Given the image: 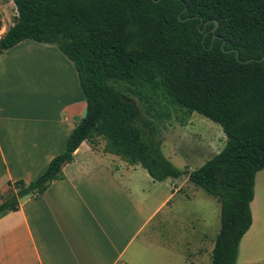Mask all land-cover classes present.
I'll return each mask as SVG.
<instances>
[{
    "label": "trees",
    "instance_id": "trees-1",
    "mask_svg": "<svg viewBox=\"0 0 264 264\" xmlns=\"http://www.w3.org/2000/svg\"><path fill=\"white\" fill-rule=\"evenodd\" d=\"M13 2L17 13L0 37V54L24 39L54 43L73 63L86 114L42 173L9 185L42 193L83 140L100 136L105 151L141 164L153 180L186 175L216 198L220 226L210 264H235L252 222L255 174L264 168V0ZM168 105L218 123L222 149L192 170L175 166L159 137ZM16 192L0 203V216L19 207Z\"/></svg>",
    "mask_w": 264,
    "mask_h": 264
},
{
    "label": "crops",
    "instance_id": "crops-1",
    "mask_svg": "<svg viewBox=\"0 0 264 264\" xmlns=\"http://www.w3.org/2000/svg\"><path fill=\"white\" fill-rule=\"evenodd\" d=\"M16 13L13 0H0V37ZM53 50V43L24 39L0 54V195L16 192L9 182L42 173L83 117L73 63ZM35 52L59 59L58 88ZM104 147L100 136L83 140L61 178L40 194L17 196L19 207L0 216V264H209L204 206L196 218L185 209L205 197L200 189L186 175L153 180L141 164ZM263 172L255 174L252 222L235 264H264V248L257 249L264 236L256 243L264 210L255 203L256 175Z\"/></svg>",
    "mask_w": 264,
    "mask_h": 264
},
{
    "label": "rangeland",
    "instance_id": "rangeland-1",
    "mask_svg": "<svg viewBox=\"0 0 264 264\" xmlns=\"http://www.w3.org/2000/svg\"><path fill=\"white\" fill-rule=\"evenodd\" d=\"M56 47L53 43V52L60 57L68 59ZM37 53L35 52V58H42L34 61L40 64L41 69L46 70L47 78H51V81L56 78V85H53V87L58 88L59 76L61 74V72L59 74V59H56L55 54L52 52H44L46 55L43 56ZM44 56H47V58H43ZM114 86L121 91L126 90L125 86L121 83L118 85L114 84ZM158 126L161 150L164 156L178 168H183L184 164L191 166L193 169L200 166L206 159L219 152L226 141V136L218 123L197 112L193 111L189 113L184 108L172 105H168L167 114L162 115L161 120L158 121ZM255 190L257 194V200L255 202L257 203V208L264 210V172L256 175ZM199 191L205 197L200 196L201 199L197 197L194 200H190L187 202L185 209L188 216L194 214L193 217L196 218L201 215L204 216V214L199 212L202 211V207L204 206L205 263L209 262L210 264L212 247L220 226V204L216 198L204 193L201 189ZM5 194L6 191L2 195ZM261 233H259L261 234L259 237H256V243L264 236V230ZM263 241L261 239V243L257 246L259 251H262L260 248H264Z\"/></svg>",
    "mask_w": 264,
    "mask_h": 264
},
{
    "label": "water",
    "instance_id": "water-1",
    "mask_svg": "<svg viewBox=\"0 0 264 264\" xmlns=\"http://www.w3.org/2000/svg\"><path fill=\"white\" fill-rule=\"evenodd\" d=\"M214 21V27H213V29H215L216 28V26H217V20H213ZM263 58V57H262ZM250 60V59H249ZM133 104H134V106H136V104H135V101H133ZM85 114H86V108L83 110V113H82V116H85ZM27 193H29V189L27 188V187H25V188H23V189H20L14 196H23V195H25V194H27ZM12 196V192H8V193H6L1 199H0V203L1 202H3V201H5V200H7V199H9L10 197Z\"/></svg>",
    "mask_w": 264,
    "mask_h": 264
}]
</instances>
